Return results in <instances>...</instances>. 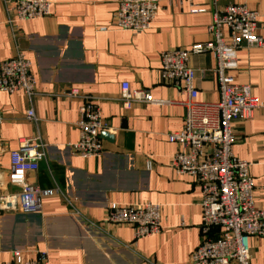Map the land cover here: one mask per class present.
<instances>
[{
    "label": "crops",
    "instance_id": "crops-1",
    "mask_svg": "<svg viewBox=\"0 0 264 264\" xmlns=\"http://www.w3.org/2000/svg\"><path fill=\"white\" fill-rule=\"evenodd\" d=\"M47 17L18 22L0 0V64L18 52L30 62L36 95L0 92V196L17 188L9 184V154L22 140L48 145L26 181L41 189L59 188L75 200L85 222L106 236L87 233L60 195L44 198L38 213L0 209V264L17 251L23 261L46 254L49 264H189L202 240L201 190L194 178L178 175L170 158L178 150L167 136L182 128L186 95L159 77V56L167 50H189L205 44L215 8L244 4L264 22V0H164L145 32L114 28L117 0H46ZM192 10H205L192 14ZM104 29V30H101ZM264 37V30H259ZM232 77L249 84L253 96L264 102V49L241 48ZM197 101L216 102L218 87L211 53L192 55ZM147 91L163 104L119 100L121 85ZM70 89L99 98L107 137H100L104 156L83 159L66 146L78 140L75 123L82 101L70 98ZM33 110L36 122L25 119ZM232 154L250 164L255 207L264 212V129L260 111L233 126ZM77 201L81 208L76 206ZM149 203L160 207L157 234L134 240L127 226L105 224L107 204ZM214 235V234H213ZM120 245V247L118 246ZM123 247V248H121ZM250 264H264V237L250 238Z\"/></svg>",
    "mask_w": 264,
    "mask_h": 264
},
{
    "label": "built area",
    "instance_id": "built-area-1",
    "mask_svg": "<svg viewBox=\"0 0 264 264\" xmlns=\"http://www.w3.org/2000/svg\"><path fill=\"white\" fill-rule=\"evenodd\" d=\"M161 1L164 0H117L112 18L114 28L134 34L145 32L150 28ZM1 2L18 22L49 15L46 0ZM204 12L191 11L192 14ZM257 17V13L244 4L215 8L207 27L209 40L205 44L193 45L189 50H167L159 56L160 80L174 83L186 95V100L180 103L185 108L182 128L167 136L168 142L178 147L169 165L176 174L194 178L201 190L200 231L203 238L190 254L189 264H250L249 239L264 237V212L254 205L250 164L231 152L234 143L232 126L236 121L250 120L255 111H260L264 129V102L253 96L249 84L239 83L231 76L237 69L236 53L239 49H264V37L259 35V30H264V22L260 23ZM206 52L212 54L215 62L216 102L197 101L195 71L188 64L190 56ZM18 91L28 99L36 95L30 62L20 52L0 64V92L13 94ZM67 95L80 99L82 105L75 123L78 140L68 144L66 149L71 155L83 159L104 156L100 133L108 126L100 116L98 104L101 100L81 95L77 89H70ZM119 100L125 108H129L131 103L163 104L147 91H130L127 84L121 85ZM25 119L37 121L31 109L26 112ZM48 150L49 146L38 139H27L10 152L9 184L17 189L0 196V209L21 214L38 213L44 198L60 195L67 204H71L75 219L87 233L106 238L96 224L83 220L75 207L76 201L69 195L57 187L41 189L26 181V175L37 171L39 162L46 160ZM76 206L82 207L78 201ZM104 211L106 225L131 227L135 241L161 230L158 205L110 203ZM133 255L144 264H154ZM5 264L49 263L46 254H40L33 261H23L15 251Z\"/></svg>",
    "mask_w": 264,
    "mask_h": 264
},
{
    "label": "water",
    "instance_id": "water-1",
    "mask_svg": "<svg viewBox=\"0 0 264 264\" xmlns=\"http://www.w3.org/2000/svg\"><path fill=\"white\" fill-rule=\"evenodd\" d=\"M102 136H104V137H107V134L106 133H100V137H102Z\"/></svg>",
    "mask_w": 264,
    "mask_h": 264
}]
</instances>
